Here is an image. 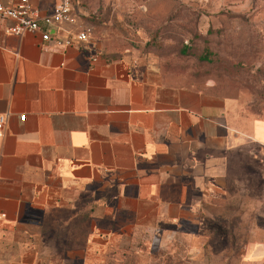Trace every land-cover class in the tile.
Segmentation results:
<instances>
[{"label": "crops", "instance_id": "1", "mask_svg": "<svg viewBox=\"0 0 264 264\" xmlns=\"http://www.w3.org/2000/svg\"><path fill=\"white\" fill-rule=\"evenodd\" d=\"M30 1L43 13L57 2ZM78 23L73 11L56 34ZM12 24L0 20V264L220 260L197 244L196 209L244 141L232 101L146 58ZM87 198L94 218L56 215L88 212Z\"/></svg>", "mask_w": 264, "mask_h": 264}, {"label": "rangeland", "instance_id": "2", "mask_svg": "<svg viewBox=\"0 0 264 264\" xmlns=\"http://www.w3.org/2000/svg\"><path fill=\"white\" fill-rule=\"evenodd\" d=\"M75 12L87 48L146 58L232 101L244 141L197 203V244L220 257L212 264H264V0H81ZM93 199L56 215L94 218Z\"/></svg>", "mask_w": 264, "mask_h": 264}, {"label": "built area", "instance_id": "3", "mask_svg": "<svg viewBox=\"0 0 264 264\" xmlns=\"http://www.w3.org/2000/svg\"><path fill=\"white\" fill-rule=\"evenodd\" d=\"M80 2L81 0H57L52 12L43 13L30 0H16L8 3L5 0H0V20H12L13 24L8 26L6 31L14 34L40 32L43 40L54 38L57 44L69 45L75 42H86L87 31H69L64 36H58L55 31L56 25L70 19L73 11L79 8ZM6 118L7 113H0V128L5 123ZM24 118L25 115L21 114L20 119L24 120ZM1 134L0 130V136Z\"/></svg>", "mask_w": 264, "mask_h": 264}]
</instances>
